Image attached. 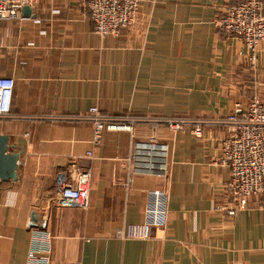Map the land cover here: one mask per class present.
<instances>
[{
	"label": "crops",
	"instance_id": "1",
	"mask_svg": "<svg viewBox=\"0 0 264 264\" xmlns=\"http://www.w3.org/2000/svg\"><path fill=\"white\" fill-rule=\"evenodd\" d=\"M88 1L40 0L30 15L0 19V76L15 79L0 134L21 152L18 179L0 182V264H264L258 200L234 218L216 211L230 169L219 159L226 128L212 122L256 91L264 100V42L254 82L246 44L217 23L245 0H143L117 37L95 32ZM92 106L206 124L198 137L192 124L141 123L133 134L106 131L96 146L92 123L77 118ZM153 135L168 145L164 176L128 161L132 143ZM74 169H90L87 208L59 203L57 175ZM154 189L169 194L167 224L148 239L118 237L145 221ZM33 212L40 224L30 227Z\"/></svg>",
	"mask_w": 264,
	"mask_h": 264
},
{
	"label": "built area",
	"instance_id": "2",
	"mask_svg": "<svg viewBox=\"0 0 264 264\" xmlns=\"http://www.w3.org/2000/svg\"><path fill=\"white\" fill-rule=\"evenodd\" d=\"M40 0H0V19L22 17L26 6L34 7ZM143 0H89L87 3L95 32L101 37L120 36L124 29L136 25ZM227 33L239 38L247 46L243 55L249 67L256 73L258 55L264 42V0H245L228 6L217 21ZM258 81V78H257ZM15 89V79L0 76V119L10 115ZM92 123L94 144L100 145L106 131H129L141 123H150L154 129L162 124L170 129L194 126L198 137L203 136L205 121L183 117H160L104 114L98 106L77 117ZM59 120L60 117H53ZM212 123L226 128L220 140V161L230 169V179L226 183L227 200L216 206V211L234 218L246 209L251 199H257L264 209V100L255 93L248 107L239 106L232 113L214 120ZM128 161L134 163V172H155L160 176L167 173L168 145L157 141L153 135L150 141H134ZM93 155V151L88 153ZM90 169L64 170L58 173L56 185L59 203L65 207L87 208L91 192ZM130 180V178H129ZM169 194L162 189H154L149 194L146 219L143 223L127 225L117 231L123 239H148L155 227H163L168 221ZM33 255V252H31Z\"/></svg>",
	"mask_w": 264,
	"mask_h": 264
},
{
	"label": "water",
	"instance_id": "3",
	"mask_svg": "<svg viewBox=\"0 0 264 264\" xmlns=\"http://www.w3.org/2000/svg\"><path fill=\"white\" fill-rule=\"evenodd\" d=\"M24 14L30 15L32 13V8L26 6L24 9ZM10 139L6 134H0V182L18 179V168L21 152L10 151ZM40 224L37 213H32V219L29 226H38Z\"/></svg>",
	"mask_w": 264,
	"mask_h": 264
},
{
	"label": "rangeland",
	"instance_id": "4",
	"mask_svg": "<svg viewBox=\"0 0 264 264\" xmlns=\"http://www.w3.org/2000/svg\"><path fill=\"white\" fill-rule=\"evenodd\" d=\"M242 2H244V1H242ZM242 2H239V3H242ZM238 4V3H237ZM234 5V4H233ZM230 6V5H229ZM220 27V26H219ZM220 28H222V27H220ZM223 29V28H222ZM225 31V30H224ZM226 32V31H225ZM227 33V32H226ZM228 34H230V33H228ZM231 35V34H230ZM233 36V35H232ZM262 45V44H261ZM260 49H261V47H260ZM245 63L247 64V62L245 61ZM248 65V64H247ZM249 66V65H248ZM250 68V67H249ZM250 70H251V72H252V74H253V81L254 82H257V78L259 79V67H258V69H257V72L255 73L251 68H250ZM254 91H256V89L254 90ZM259 93L260 94V92L259 91H256L255 93ZM255 93L253 94V96L255 95ZM253 96H252V98H253ZM251 98V99H252Z\"/></svg>",
	"mask_w": 264,
	"mask_h": 264
}]
</instances>
